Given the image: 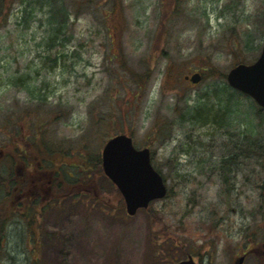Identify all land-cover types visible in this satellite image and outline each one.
Here are the masks:
<instances>
[{"label":"rangeland","instance_id":"obj_1","mask_svg":"<svg viewBox=\"0 0 264 264\" xmlns=\"http://www.w3.org/2000/svg\"><path fill=\"white\" fill-rule=\"evenodd\" d=\"M86 1L69 19L67 45L52 50L66 53L54 68L44 58L50 30L44 11L27 17L15 0L0 26V147L8 150L9 173L27 176L44 162L50 179L56 170L72 172L94 180L96 189L71 199L63 182L58 204L34 206L31 230L15 215L18 203L1 201L0 190V264H171L188 255L201 264H233L238 252L264 241L257 214L264 210V119L238 93L226 110L214 93L226 98L234 90L223 89L226 79L213 71L226 73L236 60L259 56L264 0H179L167 23L174 0H120V11L107 20L102 10L113 0ZM194 71H204L199 84L185 78ZM23 77L45 97V109L39 94L12 83ZM179 97L203 112H223V121L183 120L174 110ZM35 106L49 119V125L38 120L46 125L38 132L27 110ZM98 115L106 117L102 126ZM117 133L150 147L168 186L165 197L133 215L102 165L78 166L81 151L101 156ZM230 155L227 190L220 165ZM25 202L22 208L32 203ZM257 255L243 264H264Z\"/></svg>","mask_w":264,"mask_h":264},{"label":"trees","instance_id":"obj_2","mask_svg":"<svg viewBox=\"0 0 264 264\" xmlns=\"http://www.w3.org/2000/svg\"><path fill=\"white\" fill-rule=\"evenodd\" d=\"M163 1H164L163 3L166 4L168 0H163ZM14 2H15V0H0V26L4 25L6 23L8 15L10 14V11H11V8L13 7L12 5ZM178 2H179V0H174L173 8H172L169 16L166 17V20H165L166 23L174 17V14L176 13V10L178 8ZM18 3L22 5L24 14L27 17L32 16L35 11H44L47 14L46 20L50 23V30H49L46 38L43 40V45L45 42V46H44L45 48L44 49L49 53L45 54L44 58L47 59L50 67H53V68L56 67L57 66L56 63L57 62L59 63L61 58L66 56V53L64 52V50L63 51L58 50V51H56L57 53H54L52 50L57 46L63 47L65 45H67V43H68L67 40L69 39V37L66 35V29L68 28L69 19L72 17V14L74 17H78L79 16V10L81 8H77V7L80 5L87 6V5H89V2L86 0H72L71 1L72 5L75 4L74 8L69 7L70 3L68 0H18ZM115 5L120 6V0H113L111 8H103L102 11L104 12L103 15H104L105 20H107L110 17L115 16L116 13L118 12V10L120 11L119 8H115ZM72 9H73V11H72ZM247 47H249V46H247ZM58 53H60V54H58ZM246 59L247 58H240L236 61H240V60L246 61ZM63 60H64V58H63ZM209 69H211V71H213V69H216V68L211 66ZM147 71H145L143 75L147 74ZM216 76L220 77V78H225L226 73L221 72V71L217 72L216 70H214L213 71V77H216ZM25 78L24 79H22V78L15 79L12 81V83L16 86L21 87V88L28 89L34 97L37 94H39L40 96H38V98H39V104L41 105L40 107H43L45 109V105H42L46 101V99H44L45 97L41 96L40 92L36 91L37 87L32 88V89L29 88L28 86L30 85V80L29 79L25 80ZM142 78H143V76L141 74V76H139L138 80L141 82ZM222 87H223V89L230 88V87L226 86L225 84ZM218 91L219 90L216 89V92L214 94L218 97L220 102L224 101L226 110H230L229 105L231 104V99L234 97V95L236 93H238L240 95H244L243 93L238 92L237 90H234L232 93H230L229 97L227 96L226 98H221L218 95L219 94ZM220 96H221V94H220ZM246 97H248V96H246ZM248 98H250V97H248ZM184 99L179 97V99L176 103V107L174 108V110L178 113V115L180 114L179 117L180 118L182 117L183 120L188 119V120H191L193 122H203V123H207L209 121H213L215 123L216 122L221 123L223 121V119H224L223 118L224 117L223 112L220 113L219 110L216 111L215 114L211 113L210 110H206V112H203L201 110V108L197 107L198 105L193 108L192 105H190V103L188 102V100H184ZM250 101L251 102L249 104L254 107V112H256V115L260 116V118L263 120L264 119V109L262 107H260L259 105H257L253 100L250 99ZM45 103H47V101ZM27 110H30L31 111L30 114L33 115L32 121H33V124L35 125V131L38 132L41 129L42 130L44 128L46 129V125H40L39 126L38 120L43 119L48 124L49 119L39 111V107L35 106L32 108H28ZM106 115H108V113ZM18 116L23 118V116L21 114ZM38 117H40V118H38ZM105 118H106L105 116L98 115L96 117V119H94V121L96 122V124H99L100 126H102L103 123H105ZM10 119L12 121L11 117H10ZM157 124H158V122H157ZM161 129H160V132H161ZM16 133H18V132H16ZM33 144H35L34 141H33ZM262 147L264 148V146H262ZM79 155H80L81 159H83V160L79 163L78 166L80 167V165H81L82 167H80V168L83 171H85L86 169L89 168V166H88L89 160L91 161V163L93 165L98 164L99 166H101V156H100L99 152H97V153L95 152L94 154H91V156L87 157V155L83 151H81V153ZM233 162H235V156L230 155L229 157L224 158L222 160V164L220 165V169L225 173L224 180H225L226 185H227V190H229L231 188V184L229 182L230 180H229L228 172L230 171V168H231L230 164H232ZM92 164H91V166H92ZM83 166H85L84 169H83ZM17 168H20L19 165L17 166ZM45 171H48V170H45ZM58 175L55 178L54 182H57L56 184L58 187L63 182H68L69 191L72 192L73 198L80 197V195H82V193H88L89 194V192H95V190H96L93 187L94 180L93 181H89L88 179L85 180L79 176L78 177H76V176L69 177L66 180V179H61V176L58 177ZM42 179H44V174L41 178V181H42ZM9 180L11 183L10 184L11 185V187H10L11 193H10L8 200H10V201L13 200L14 202L18 203L17 204L18 209L19 208H21V209L15 210V215L25 219L27 221V224L29 225V228H30L29 230H31L32 226L34 224L33 222L35 221L33 216H37V211H36V209H33L31 207H27V208L23 207L22 208L21 200L20 199L15 200V195H14L15 193H17V191H16V189H14V187L15 186H17V187L25 186V184L28 183L30 181V179L27 178L25 174L20 176V175H17L16 173H14V171H12L10 173ZM46 180L47 179L43 180L41 183L44 184L46 182ZM37 181H39V180L37 179ZM62 186L63 185H61L60 187H62ZM119 194H120V192H119ZM119 194H118V199L120 200V203L122 205V204H124V199H123V196L121 194L120 195ZM94 196H95V200L100 199V202L103 203L102 201L104 199V196L100 195L99 197H97L96 194H94ZM56 199H58V198H55V200ZM17 200H20V201H17ZM104 204H106V206L110 207L112 210H114L113 208H115V205H111L110 203H104ZM22 211H24V212H22ZM258 213L261 217L264 218V210L257 211V214ZM0 229H1V226H0ZM162 229L165 231L166 227L163 226ZM33 238H34V236H33Z\"/></svg>","mask_w":264,"mask_h":264},{"label":"water","instance_id":"obj_3","mask_svg":"<svg viewBox=\"0 0 264 264\" xmlns=\"http://www.w3.org/2000/svg\"><path fill=\"white\" fill-rule=\"evenodd\" d=\"M186 78L199 82L202 75L195 72L190 77L186 75ZM227 81L264 107V45L254 62H241L232 67L227 73ZM102 165L105 174L123 194L129 214L147 207L152 199L167 193L163 176L152 165L150 148H137L129 134L119 133L106 141L102 149ZM243 258L240 257L236 264H241ZM173 264L200 263L189 256Z\"/></svg>","mask_w":264,"mask_h":264},{"label":"flooded vegetation","instance_id":"obj_4","mask_svg":"<svg viewBox=\"0 0 264 264\" xmlns=\"http://www.w3.org/2000/svg\"><path fill=\"white\" fill-rule=\"evenodd\" d=\"M8 150L5 147L4 143L0 147V190H2V198L1 201H7L9 199L10 193H11V183L9 180L10 173H9V155ZM44 165L40 163L38 167L35 168V171L31 173L30 175H27L26 177L30 179L28 183L25 184V186H15L14 189H16L17 193H15V200L20 199L22 206H24L25 199L30 200L32 203L29 205V207L35 209V205L39 203L41 200H46L50 202L52 199L60 197L58 194L57 189H61L60 186L63 185V183L58 187L56 183L52 179H50L49 175H47V171H43L42 168ZM44 174V180L46 182L42 184L41 178ZM37 179L39 181H37ZM55 185V186H54ZM67 185V186H66ZM66 188L68 189V182H66ZM57 188V189H56ZM82 194H88V193H82ZM22 198V199H21ZM17 200V201H20ZM9 201V200H8ZM13 201V200H12ZM1 203V202H0ZM24 212V211H22ZM258 254L257 256L261 258L260 256H264V241L261 244H254L252 245V251L250 252L248 249H244L240 252H238L234 256L233 264L237 261L238 257L245 256L246 259L251 253Z\"/></svg>","mask_w":264,"mask_h":264}]
</instances>
